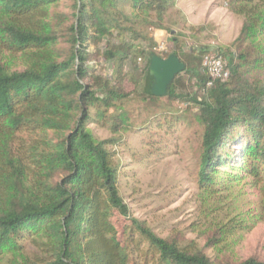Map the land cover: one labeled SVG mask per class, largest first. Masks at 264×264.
I'll use <instances>...</instances> for the list:
<instances>
[{
	"label": "trees",
	"instance_id": "1",
	"mask_svg": "<svg viewBox=\"0 0 264 264\" xmlns=\"http://www.w3.org/2000/svg\"><path fill=\"white\" fill-rule=\"evenodd\" d=\"M175 1L0 0V264H264L161 237L120 195L113 148L133 125L127 104L142 94L182 103L171 117L189 114L201 127L203 191L227 189L219 169L232 171L230 179L243 170L261 189L264 218V77L257 76L264 72V0L227 1L243 17L230 45H189L172 35V46L158 53L149 31L172 32L166 17ZM212 48L226 61V78L211 80L202 66ZM152 54L184 64L161 97L150 92ZM101 59L111 64L109 76ZM138 61L128 90V69ZM95 128L110 135L101 139ZM114 214L129 221L122 232ZM243 227L235 217L217 222L205 246L221 249Z\"/></svg>",
	"mask_w": 264,
	"mask_h": 264
},
{
	"label": "rangeland",
	"instance_id": "2",
	"mask_svg": "<svg viewBox=\"0 0 264 264\" xmlns=\"http://www.w3.org/2000/svg\"><path fill=\"white\" fill-rule=\"evenodd\" d=\"M228 0H176L167 13L166 27L170 31L151 29L150 35L162 46L158 53L172 46V35H179L189 45L208 44L213 47L230 45L238 36L243 17L231 12ZM209 53H216L215 48ZM142 62L128 69L132 78L126 88L131 90L140 75ZM98 66L105 76L111 64L103 59ZM259 78L263 70L257 71ZM143 83V79H142ZM184 105L143 99L136 95L127 104L132 126L123 132L113 150L120 164L119 191L133 217L144 221L157 235H178L205 247L209 256L226 253L233 259L255 257L264 260V218L260 216L261 189L243 170L219 169L225 191L208 193L198 184L201 154V127L188 120H174ZM97 137L110 135L107 128H95ZM229 146H233L231 143ZM223 172V173H222ZM230 172V173H229ZM222 173V174H221ZM238 218L245 227L239 228L223 247L205 246L210 226ZM112 221L119 232L129 224L114 214Z\"/></svg>",
	"mask_w": 264,
	"mask_h": 264
},
{
	"label": "water",
	"instance_id": "3",
	"mask_svg": "<svg viewBox=\"0 0 264 264\" xmlns=\"http://www.w3.org/2000/svg\"><path fill=\"white\" fill-rule=\"evenodd\" d=\"M183 69L184 64L173 54L166 58L152 54L148 64V74L153 80L150 88L151 94L157 97L165 95L175 75L182 72Z\"/></svg>",
	"mask_w": 264,
	"mask_h": 264
},
{
	"label": "built area",
	"instance_id": "4",
	"mask_svg": "<svg viewBox=\"0 0 264 264\" xmlns=\"http://www.w3.org/2000/svg\"><path fill=\"white\" fill-rule=\"evenodd\" d=\"M161 49L162 46H158L156 50ZM202 66L211 80L226 78L229 74L225 59L218 54H205L202 59Z\"/></svg>",
	"mask_w": 264,
	"mask_h": 264
}]
</instances>
